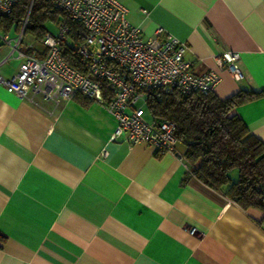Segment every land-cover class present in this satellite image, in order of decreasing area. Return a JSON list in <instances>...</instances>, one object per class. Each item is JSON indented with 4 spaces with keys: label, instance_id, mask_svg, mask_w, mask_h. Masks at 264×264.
<instances>
[{
    "label": "crops",
    "instance_id": "crops-1",
    "mask_svg": "<svg viewBox=\"0 0 264 264\" xmlns=\"http://www.w3.org/2000/svg\"><path fill=\"white\" fill-rule=\"evenodd\" d=\"M116 1L143 37L161 29L160 39L185 45L194 73L215 72L216 97L264 89V0ZM0 32L16 38L21 29L1 16ZM30 41L45 53L41 42L22 39ZM227 51L239 53V79L216 62ZM9 52L0 42L2 78L20 64ZM38 101L0 84V264H264L260 210L187 176L173 154L111 141L116 120L94 100ZM230 114L264 144V96Z\"/></svg>",
    "mask_w": 264,
    "mask_h": 264
},
{
    "label": "built area",
    "instance_id": "built-area-1",
    "mask_svg": "<svg viewBox=\"0 0 264 264\" xmlns=\"http://www.w3.org/2000/svg\"><path fill=\"white\" fill-rule=\"evenodd\" d=\"M47 1L64 16L57 24V33L46 32L42 38L44 56H38L34 50V41L23 45L27 17L16 38L0 32V42L10 47L7 58L20 61L11 77H0V84L19 99L36 105L38 98L54 106L76 95L94 100L116 120L111 141L145 143L157 152L182 160L177 151L175 123L169 119L145 120L146 94L167 87L184 95H207L218 84L219 76L210 70L194 73V62L184 57L185 45L169 34L160 39L161 29L153 37H143L127 19L126 8L116 0ZM15 3L17 0H0V16L9 14ZM68 20L82 27L81 40L74 47L80 70L70 66L59 52L60 43L69 32ZM215 59L235 79L241 77L238 52L227 51ZM141 100L143 106L138 105Z\"/></svg>",
    "mask_w": 264,
    "mask_h": 264
},
{
    "label": "trees",
    "instance_id": "trees-1",
    "mask_svg": "<svg viewBox=\"0 0 264 264\" xmlns=\"http://www.w3.org/2000/svg\"><path fill=\"white\" fill-rule=\"evenodd\" d=\"M2 16L18 21L19 30L27 17L22 39L41 42L46 23L58 24L64 13L47 0H17L10 13ZM68 25L67 36L80 42L81 25L73 20H68ZM59 52L70 66L81 69L73 47L63 41ZM263 96L264 89H240L220 99L213 91L184 95L175 88L161 87L146 94L145 110L152 119L175 123L174 135L185 148L182 158L187 176H195L241 209L255 208L264 215V144L238 116L230 114L234 107Z\"/></svg>",
    "mask_w": 264,
    "mask_h": 264
},
{
    "label": "rangeland",
    "instance_id": "rangeland-1",
    "mask_svg": "<svg viewBox=\"0 0 264 264\" xmlns=\"http://www.w3.org/2000/svg\"><path fill=\"white\" fill-rule=\"evenodd\" d=\"M49 23H50L49 25L51 26V29L56 30V28L54 27V24L52 22H49ZM138 105H142L143 106L144 105L143 104V100L139 101ZM144 109H145V107H144ZM144 118H145L146 121L152 120L151 116L147 113L146 110H145Z\"/></svg>",
    "mask_w": 264,
    "mask_h": 264
}]
</instances>
